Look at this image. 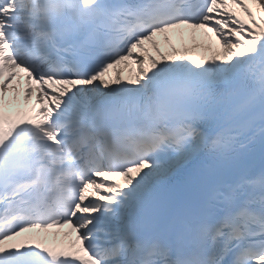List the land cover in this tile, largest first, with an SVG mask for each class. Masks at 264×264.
<instances>
[{
  "label": "bare ground",
  "instance_id": "1",
  "mask_svg": "<svg viewBox=\"0 0 264 264\" xmlns=\"http://www.w3.org/2000/svg\"><path fill=\"white\" fill-rule=\"evenodd\" d=\"M19 1L2 24L13 33L26 27L37 4V0ZM214 3L216 15L212 19L215 24L204 23L207 27L184 24V28L175 26L163 34L153 32L142 44L133 46L130 53L101 78L80 82L76 88L65 89L53 83L50 90H44L21 67L15 66L12 68L14 78L0 89V103L32 109L44 123L61 119L70 127L73 121H78L81 105L99 97L101 92L123 86H146L168 65L192 61L205 68L209 78L218 80L223 74L237 70L256 42L258 33L264 28V0H215ZM237 12L240 14L238 21L232 18ZM233 32L238 34L237 38ZM17 40L13 37L11 44ZM50 135L57 140L58 133ZM197 147L193 146L181 158ZM175 164H145L124 175L97 177V184L90 188L85 203L78 207L84 215L81 224L53 232L43 231L40 235L67 240L85 251L89 240L104 246L121 233H129L136 215L132 192L143 190L153 176L169 172ZM123 185L126 186L121 189Z\"/></svg>",
  "mask_w": 264,
  "mask_h": 264
},
{
  "label": "rangeland",
  "instance_id": "2",
  "mask_svg": "<svg viewBox=\"0 0 264 264\" xmlns=\"http://www.w3.org/2000/svg\"><path fill=\"white\" fill-rule=\"evenodd\" d=\"M43 88V87H42ZM44 89V88H43ZM45 90V89H44Z\"/></svg>",
  "mask_w": 264,
  "mask_h": 264
}]
</instances>
